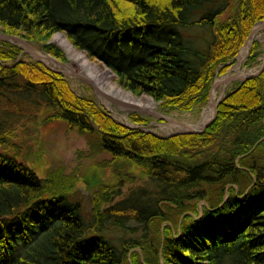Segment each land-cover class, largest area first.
<instances>
[{
    "label": "trees",
    "instance_id": "obj_1",
    "mask_svg": "<svg viewBox=\"0 0 264 264\" xmlns=\"http://www.w3.org/2000/svg\"><path fill=\"white\" fill-rule=\"evenodd\" d=\"M262 21L264 0H0L1 33L42 42L60 62L62 52L46 42L65 33L123 89L169 112L206 105L215 76ZM194 28L208 30L203 47L186 36ZM19 53L0 41L1 113L34 117L48 108L43 124L62 122L86 139L79 161L109 154L100 169L126 164L156 189H133L114 204L124 177L117 174L92 194L87 223L71 199L75 176L61 167L39 176L0 129V264H264V67L224 94L203 132L161 138L116 123L42 64L15 63ZM128 220L138 237L115 245L101 235L105 224L126 229Z\"/></svg>",
    "mask_w": 264,
    "mask_h": 264
},
{
    "label": "rangeland",
    "instance_id": "obj_2",
    "mask_svg": "<svg viewBox=\"0 0 264 264\" xmlns=\"http://www.w3.org/2000/svg\"><path fill=\"white\" fill-rule=\"evenodd\" d=\"M227 15L228 12L221 15L219 19L224 20L227 18ZM258 24H260V22L256 23L252 29H254L255 26H257ZM56 34H61L66 38L65 33H60V32L55 33L47 40L46 44H52L59 51L62 52L65 61L64 62L59 61V62L66 65L69 63L66 54L56 43L53 42V37ZM186 36L189 37L193 42H195V45L197 47H203L205 39H207L208 37V30L206 28H194L190 30L188 33H186ZM66 40L68 41L67 38ZM25 42L33 51L35 50L41 51L42 53L48 55L51 59H55L43 51L42 42H30V41H25ZM254 42L259 44L258 45L259 55L256 57L255 62L247 65V57L250 48ZM5 43H9V42H5ZM15 46H17L20 49V53L18 54V56L20 55V58L17 60L18 58L17 56V58L14 61L15 63L18 62L19 60L25 62L35 61L33 57L27 52L26 46H24L21 43H18ZM72 47L75 50L83 53L91 63H94L101 68H106L103 66V64L100 61L90 59L87 56L86 51L85 52L80 51L77 48H75L73 45ZM237 57L238 55L236 56L234 61L230 64V68L229 70H227V72H225V74L220 76L219 75L215 76V79L213 80L212 84L215 82L216 79H221L222 77H225L228 73H234V71L231 72V68L237 64ZM263 57H264V31H258L254 34L250 47L247 51V54L245 55L243 61L239 64L238 69L236 71L242 72L246 75H253L257 73L261 67ZM53 66L54 67L52 68L49 66L48 67L54 71H59L62 74L49 70L45 66L44 67L51 72L61 75L66 81L68 88L73 94H75L77 97H88L91 100H93L96 106L99 107L100 110H102L105 114H107L116 123L130 129L138 128L140 132L152 133L161 138L169 137L176 133V132L166 133L164 130L156 126H152V123L155 125L160 124L165 126L167 122L161 121L157 116H152L147 112L130 111L127 114L125 121L120 120L118 116L115 114V111L112 109V108L118 109L119 107L118 105L109 101L110 107H106L103 103L100 102V100L98 99V97L94 92L93 87L87 81H85L84 79L78 76L64 73L62 67L58 64H55ZM112 81L120 88H122L118 83V77L113 73H112ZM239 82L240 79L231 80L230 82H228L226 89H224L221 94L219 91H217V101H219L226 92L231 91L233 88H235ZM123 90L128 91L125 89ZM141 96H146L153 101V99L147 95L143 94L140 95L139 97ZM153 103L155 106L154 112L163 114L165 116H170L171 118L177 120L178 122L191 123V124H194L195 122L198 121L200 113L203 111L204 108L207 107L206 104V105H200L194 107L193 110H191L190 112H180V111L169 112L161 109L158 103H155L154 101ZM50 112H51L50 109L43 108L42 110L38 111L36 114L37 116L34 117H32V115L30 114L20 115L17 113H11V111L7 113L0 112V129L9 130L12 133L13 142L21 147L22 161H24L27 165L33 168L38 173L39 176L45 177L49 172L53 171L57 167L62 168L64 175L75 176L74 179L75 186L73 188V194L71 199L72 201H78L80 203L81 213L83 214V217L87 223L91 221L90 199L92 194L95 192V190L99 185L114 184L117 180L116 178L117 174H122L124 177L122 178L121 181L120 195L114 199L113 202L114 204L125 199L127 195L130 193V191L133 189L139 187L146 188L149 191L156 189V186L154 183H152V181L146 180V178L140 176L139 171L136 169L132 171L128 170L127 168L128 166L126 164L116 163V164H111L109 167H103V169H100V165H103L105 161L110 160L109 154L106 153L98 154L94 158H89L83 155V157L79 161V159L77 158L78 153L81 152L83 154H87L89 150L86 139L73 131L67 132L65 124L62 122H52V123L43 124L42 123L43 119H45L47 115H50ZM120 114L122 113L120 112ZM131 115H137L138 117L144 119L145 120L144 124H136L131 122L129 119ZM225 197H227V195H225ZM203 206H206V202L205 199L202 198L197 203V209L199 210V212H201V208ZM134 224H135L134 220H128L125 226H130V227L124 229L125 227L117 228L111 223H107L101 228L100 233L107 240H109V242L118 245L121 239L134 238V237H138L141 234V232L139 231L136 232L137 230H135Z\"/></svg>",
    "mask_w": 264,
    "mask_h": 264
},
{
    "label": "bare ground",
    "instance_id": "obj_3",
    "mask_svg": "<svg viewBox=\"0 0 264 264\" xmlns=\"http://www.w3.org/2000/svg\"><path fill=\"white\" fill-rule=\"evenodd\" d=\"M258 31H264V22L255 26L246 44L239 51L237 64L231 68V72L234 71V73H228L225 77L215 80L211 89V103L203 109L199 115L198 121L194 124L178 122L170 116L154 112L155 106L150 98L146 96L136 98L130 92L124 91L112 81V73L107 68H101L98 65L91 63L83 53L75 50L63 35H54L53 42L64 51L69 60L68 64L61 66L63 72L66 74H74L87 81L93 87L100 102L106 107H110L109 100L116 101L119 107L118 109H112L120 120L125 121L127 114L130 111L153 113L157 117L165 118L167 124L164 126L152 123V126H156L164 130L166 133H171L185 130H199L212 118L214 106L217 101V91L221 94L223 90L226 89L228 82L241 79L246 75L242 72H237L236 70L247 54L254 34ZM34 54L36 58L51 68L56 64L48 55L41 51L35 50ZM120 112L122 114H120Z\"/></svg>",
    "mask_w": 264,
    "mask_h": 264
},
{
    "label": "water",
    "instance_id": "obj_4",
    "mask_svg": "<svg viewBox=\"0 0 264 264\" xmlns=\"http://www.w3.org/2000/svg\"><path fill=\"white\" fill-rule=\"evenodd\" d=\"M261 23H262V22H261ZM252 32H253V29L251 30L250 35H251ZM250 35H249V37H250ZM249 37H248V38H249ZM248 38H247V40H248ZM247 40H246V42H247ZM0 41H3V42H9V43L14 44V45H16V44H18V43L23 44L24 46L27 47V52L33 57V59H34L36 62H38V63L44 65V66H45L46 68H48L49 70H52V69L49 68L45 63H43L41 60H39L38 58L35 57L34 51H33V50H32V49L26 44V42H25L24 40H22V39H20V38H17V37H14V36H8V35H5V34H3V33L0 32ZM246 42H245V44H246ZM245 44H244V45H245ZM243 47H244V46H243ZM19 58H20V55L18 56L17 60H18ZM52 60H53L56 64H58V65H60V66L64 65L63 63H60L59 61H57V60H55V59H52ZM263 67H264V57H263V62H262V64H261V67H260L259 71H258L257 73H255V74H253V75H245L243 78L240 79V83H242V82H244V81H246V80H248V79H250V78H252V77H254V76H257V75L262 71ZM52 71H54V70H52ZM54 72H57V73L62 74V73L59 72V71H54ZM72 75H74V74H72ZM80 78H81V77H80ZM213 85H214V83L212 84V86H211V88H210V91H209V94H208V105L211 103V89H212ZM109 101L112 102V103H114V104H116V105H118V103H117L116 101H113V100H109ZM217 104H218V102L215 103V106H214V112H213V116H212V118H211V119L205 124V126H203L201 129H199V130H185V131H179V132H176L175 134H173L172 136H174V135H179V134H198V133L203 132V131L205 130V128H206L209 124H211V122L214 120L215 115H216V106H217ZM149 114L152 115V116H155L153 113H149ZM158 118H159L161 121H165V122H167L165 118H162V117H158ZM93 127L96 128L94 125H93ZM143 128H144V127H143ZM134 129H138V128H134ZM140 130H141V129H140Z\"/></svg>",
    "mask_w": 264,
    "mask_h": 264
}]
</instances>
